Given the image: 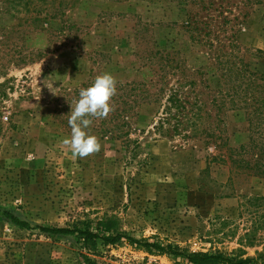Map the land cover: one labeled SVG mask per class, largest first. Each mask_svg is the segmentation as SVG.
I'll list each match as a JSON object with an SVG mask.
<instances>
[{
    "label": "rangeland",
    "instance_id": "374dc122",
    "mask_svg": "<svg viewBox=\"0 0 264 264\" xmlns=\"http://www.w3.org/2000/svg\"><path fill=\"white\" fill-rule=\"evenodd\" d=\"M28 1L0 0V264H188L125 239L92 249L40 230L104 224L264 261V176L231 162L249 118L217 95L226 58L264 75V0ZM106 72L115 111L88 130L102 149L76 158L62 143L71 104ZM179 83L185 110L165 121ZM199 101L193 130L185 122Z\"/></svg>",
    "mask_w": 264,
    "mask_h": 264
},
{
    "label": "trees",
    "instance_id": "16d2710c",
    "mask_svg": "<svg viewBox=\"0 0 264 264\" xmlns=\"http://www.w3.org/2000/svg\"><path fill=\"white\" fill-rule=\"evenodd\" d=\"M29 4V1L27 0ZM219 64L222 66L223 78L225 87L217 91V95L220 94L219 100L221 106L228 103L229 109H243L249 118L247 124L248 140L245 146L239 147L237 152H233L238 158L241 155L251 156H262L264 155V75H257L255 73L248 72L243 65H238L234 60L226 58L225 61H220ZM256 81H261L262 84H257ZM182 84L179 83L165 99V103L162 107V112L165 114V121L168 117L180 118L181 110L184 109L183 104L185 103L182 97ZM225 89V90H224ZM223 91V92H222ZM200 95V94H199ZM195 96V99L198 96ZM218 100L217 96H213L212 102ZM195 112H193L192 118L186 119V124L191 126V129H195L197 124L201 120L200 113L202 112L203 104L198 102L194 104ZM172 108L177 113L171 114ZM185 110V109H184ZM177 124H183V122L176 121ZM121 125L115 124L113 130H119ZM111 131V130H110ZM211 138L209 144L215 143V135L207 134ZM118 137L119 134H115ZM233 155V154H232ZM230 157H232L230 155ZM231 160L233 163H237L239 167H243L246 170L253 171L257 175L264 176V164L260 160H253L250 164V160L240 158L238 160ZM5 217L9 218L11 223L19 228H27V223L17 219L10 214L4 213ZM40 230L50 234H67L74 238L79 239L82 243L88 245L90 248H95L97 241H100L103 245L114 244L120 239H125L129 244L139 245L143 248L153 249L161 254H167L169 256L184 258L188 264H264V261L258 260L257 258L241 256H233L226 252H188L186 249H180L177 246H161L149 242H142L130 238L125 234H118L108 232V226H98L97 228H90L85 225L81 228H43Z\"/></svg>",
    "mask_w": 264,
    "mask_h": 264
},
{
    "label": "clouds",
    "instance_id": "9594fccd",
    "mask_svg": "<svg viewBox=\"0 0 264 264\" xmlns=\"http://www.w3.org/2000/svg\"><path fill=\"white\" fill-rule=\"evenodd\" d=\"M116 94L117 80L107 72L97 75L89 87L80 89L79 98L71 104L68 114L70 137L62 140L74 157L84 159L101 151L99 138L88 130L94 119H106L115 111L112 100Z\"/></svg>",
    "mask_w": 264,
    "mask_h": 264
}]
</instances>
